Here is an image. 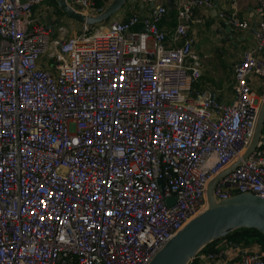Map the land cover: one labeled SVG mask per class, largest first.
<instances>
[{
	"label": "built area",
	"instance_id": "obj_1",
	"mask_svg": "<svg viewBox=\"0 0 264 264\" xmlns=\"http://www.w3.org/2000/svg\"><path fill=\"white\" fill-rule=\"evenodd\" d=\"M43 1L0 0V264H149L250 145L253 77L264 94V0L230 104L193 97L203 72L189 31L214 0H171L170 35L158 4L67 38L32 19ZM94 1L66 0L86 16ZM219 18L248 28L234 13ZM243 193L264 200V137L213 197ZM209 246L188 264H264L257 243Z\"/></svg>",
	"mask_w": 264,
	"mask_h": 264
},
{
	"label": "crops",
	"instance_id": "obj_2",
	"mask_svg": "<svg viewBox=\"0 0 264 264\" xmlns=\"http://www.w3.org/2000/svg\"><path fill=\"white\" fill-rule=\"evenodd\" d=\"M112 1L100 0V8H107ZM151 4L152 7L161 4L168 8L167 15L161 25L170 35L175 25V10L173 6L167 4L166 0H152V2L149 0H128L117 14L102 24V27L103 25L107 26L109 22L123 21L132 12H137L140 15L147 14ZM257 5L258 0H214L211 8H197L194 11L202 23L193 25L189 33L193 40V50L202 58L203 74L193 86V97L202 93H208L211 96L213 93L215 98L219 99V103L230 104L233 101V67L239 62L242 52L253 46L255 42V26L259 19ZM97 9L94 6L88 13L95 15ZM231 13H234L240 21L245 22L248 28H232L219 18V14ZM32 19L36 24L50 27L55 36H64V34H58L57 29L63 30V26L73 21L60 11L56 0H44L35 7L32 11ZM80 25L82 26V24ZM220 59L227 64L226 70L216 63ZM255 79L258 78L253 77L251 80L253 91L258 90L262 83V80L259 83L258 80L255 82ZM262 135L264 136V128Z\"/></svg>",
	"mask_w": 264,
	"mask_h": 264
},
{
	"label": "water",
	"instance_id": "obj_3",
	"mask_svg": "<svg viewBox=\"0 0 264 264\" xmlns=\"http://www.w3.org/2000/svg\"><path fill=\"white\" fill-rule=\"evenodd\" d=\"M108 0H105L107 2ZM171 5V0H166ZM58 8L67 18L82 25L94 26L108 21L128 0H113L105 9H97L94 16H86L79 10L70 8L66 0H56ZM152 7V4H151ZM80 9V8H78ZM211 99H216L212 93ZM264 128V94L262 96L253 136L249 147L241 157L246 160L254 151L262 137ZM238 160L218 174L208 184L207 206L204 211L190 220L164 247L153 257L149 264H188L196 254L212 242L226 237L237 229L257 230L264 238V200L252 193L235 195L227 200L216 202L213 190L217 182L232 172ZM161 184V183H159Z\"/></svg>",
	"mask_w": 264,
	"mask_h": 264
},
{
	"label": "trees",
	"instance_id": "obj_4",
	"mask_svg": "<svg viewBox=\"0 0 264 264\" xmlns=\"http://www.w3.org/2000/svg\"><path fill=\"white\" fill-rule=\"evenodd\" d=\"M95 6L99 9L100 0H95ZM225 238L233 242L237 245H242L243 247H247L250 244L257 243L264 249V238L263 236L257 231L253 229H237L228 234ZM207 252L213 251V249L207 245L205 247Z\"/></svg>",
	"mask_w": 264,
	"mask_h": 264
},
{
	"label": "rangeland",
	"instance_id": "obj_5",
	"mask_svg": "<svg viewBox=\"0 0 264 264\" xmlns=\"http://www.w3.org/2000/svg\"><path fill=\"white\" fill-rule=\"evenodd\" d=\"M117 14V13H116ZM60 15V14H59ZM127 16V15H126ZM98 26V25H97ZM106 26L103 25V27L100 29H104ZM57 32L58 34H64V37L67 38V37H71V36H79V35H82L83 33V27L79 24V23H76L74 20L69 24L63 26V30L62 29H57ZM90 33H92V31H90ZM88 33V34H90ZM216 63H218V65L220 67H222L224 70L225 69V66H227V64L222 60L220 59L219 61H217ZM256 80L259 81V83L261 82V79L258 78V79H255V82ZM257 83V84H259ZM254 94L257 95V97L259 98L260 100V103H261V100H262V96H263V92H262V89L261 87L258 88V90L254 91L253 92Z\"/></svg>",
	"mask_w": 264,
	"mask_h": 264
}]
</instances>
